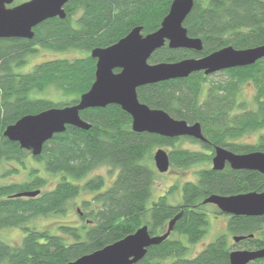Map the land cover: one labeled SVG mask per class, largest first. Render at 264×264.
Returning <instances> with one entry per match:
<instances>
[{
	"label": "trees",
	"instance_id": "obj_1",
	"mask_svg": "<svg viewBox=\"0 0 264 264\" xmlns=\"http://www.w3.org/2000/svg\"><path fill=\"white\" fill-rule=\"evenodd\" d=\"M171 2L69 0L64 5L66 16L43 20L33 28L32 38H0V164L13 165L5 174L16 172L19 169L14 166H23L29 154L43 164L47 174L57 177L54 186L45 189V177L31 167L27 180L0 183V228L23 231L17 245L0 237V264H65L143 225L151 234H161L173 218L169 236L150 245L134 264H229L231 250L264 246V215L226 214V233L192 257H188L189 247L180 237L193 244L205 234L209 223L206 206H212L202 203L207 196L264 191L263 173L233 169L228 164L221 170L211 166L215 146L235 153L264 152V57L246 66L209 75L197 71L137 88L139 101L149 107L188 123L199 122L204 142L188 136L135 132L131 116L117 104L81 110L79 115L89 128L66 125L36 156L3 135L6 126L23 115L75 104L94 80L96 59L90 51L115 43L135 26H141L143 34L156 30ZM183 26L189 36L201 39L202 49L170 48L166 42L152 52L149 63L201 57L225 46L240 49L264 44V0H193ZM38 47L77 50L82 55L50 59L29 71H18ZM216 75L222 77L212 78ZM245 83L253 86L249 103L240 98ZM48 88L58 91L59 100L41 95ZM252 132L258 134L254 142L240 140ZM182 140L198 143L200 148L178 147ZM155 147H167L170 165L176 168L197 165L195 178L180 185L177 202L168 201L179 189L174 183L148 205L156 175L151 165ZM99 166L116 170L110 184L105 185L102 175L89 176ZM35 190L39 192L34 196L15 195ZM85 191L93 196L83 201L88 210L78 212L81 224H60V233H51L31 223L36 216L65 214L71 200ZM213 208L223 214L215 205ZM228 235L245 237L229 242ZM247 264H264V258Z\"/></svg>",
	"mask_w": 264,
	"mask_h": 264
},
{
	"label": "water",
	"instance_id": "obj_2",
	"mask_svg": "<svg viewBox=\"0 0 264 264\" xmlns=\"http://www.w3.org/2000/svg\"><path fill=\"white\" fill-rule=\"evenodd\" d=\"M69 0H0V38H32L33 28L45 19L64 18V5ZM193 0H172L159 28L143 34L141 26L133 27L125 36L106 47L93 48L91 57L96 59L94 80L75 104L50 107L34 114H26L6 126L3 135L33 156L39 155L43 144L53 134L64 131L66 125L88 129L90 124L81 119L79 112L89 107L117 104L131 116V128L135 132H148L166 137L188 136L206 141L199 122L188 123L170 116L166 111L151 108L139 101L137 88L163 80L184 78L202 71L205 75L223 69L246 66L264 57V44L249 48L225 46L201 57H188L174 62L149 63L153 51L166 42L170 48L199 51L202 41L188 35L183 21L191 11ZM114 69H119L114 71ZM153 162L159 173L169 168V156L165 149L157 148ZM212 169L221 170L226 164L233 169L256 170L264 174V152L235 153L225 147L215 146L211 158ZM39 192L27 191L15 195L34 196ZM202 203L215 205L221 212L233 215H264V191L233 195L211 194ZM175 221L173 218L161 234H151L147 225L133 233L83 254L65 264H134L146 253L150 245L167 238ZM251 236V235H250ZM245 236L234 235V242ZM264 258V246L258 249H233L229 264H247Z\"/></svg>",
	"mask_w": 264,
	"mask_h": 264
},
{
	"label": "rangeland",
	"instance_id": "obj_3",
	"mask_svg": "<svg viewBox=\"0 0 264 264\" xmlns=\"http://www.w3.org/2000/svg\"><path fill=\"white\" fill-rule=\"evenodd\" d=\"M24 0H14V3H18ZM82 55L81 52L77 50H68L65 52L54 51L46 48L38 47L33 53L29 54L26 59V63L19 67L17 70L26 72L33 68L34 65L61 57H74ZM222 75H216L212 78L218 80ZM41 95L46 97H50L53 100H59V93L53 88L46 89ZM253 95V86L250 83H245L241 87L240 90V98L246 100L248 103ZM257 133L252 132L245 134L240 138L241 141L244 142H254L257 139ZM178 147H185L191 149H199L200 144L191 142L189 140H182L177 142ZM158 147H155L152 151V155L154 151ZM168 151L167 147H161ZM153 159V158H152ZM151 165L155 168L154 162L152 160ZM13 165L11 163H2L0 164V183H11V182H21L27 180L29 177V169L31 167L38 168V174L45 177L46 184L45 189H49L54 186L57 181V177L51 174H47L45 169L43 168V164L39 161H35L32 159L29 154L24 158V165H16L19 170L16 172L5 174L8 168H12ZM197 168L196 166H192L188 169H179L172 165H169V169L166 172L159 173L156 168L155 180L153 183V189L151 193V197L148 200V205H150L151 201L155 200L159 195L163 194L165 191L169 189L171 185L174 183L179 185V189L175 190L171 195L168 196V201L171 203L177 202L180 200V185L186 180H193L194 170ZM116 170L111 169L109 166H99L92 170L89 173V176L102 175L105 179V185L110 184L112 181ZM93 196L92 192L85 191L82 192L79 196L72 199L68 205V210L65 214H51L47 216H36L32 219L31 223L37 227L38 229H46L51 233H60L58 226L61 224L67 225H79L82 223L80 219L79 211H87L88 208H85L83 205L84 200H90ZM91 207V206H90ZM206 210L209 212L208 214V226L203 237L197 241L196 243L189 244L187 243L184 236H180L186 245L189 247L188 257H192L197 254L205 245L209 242L215 240L217 236L222 233H226V221L227 216L225 213L219 214L215 212V209L212 206L207 205ZM173 235V234H172ZM175 235V234H174ZM0 237L6 243L10 245L20 244L21 239L23 237V231L18 227H3L0 228ZM229 242H233L232 235H228Z\"/></svg>",
	"mask_w": 264,
	"mask_h": 264
}]
</instances>
